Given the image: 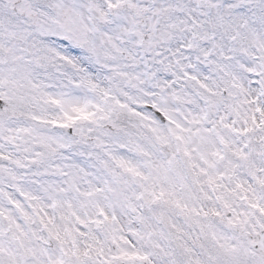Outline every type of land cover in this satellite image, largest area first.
I'll return each mask as SVG.
<instances>
[{"label": "snow or ice", "instance_id": "snow-or-ice-1", "mask_svg": "<svg viewBox=\"0 0 264 264\" xmlns=\"http://www.w3.org/2000/svg\"><path fill=\"white\" fill-rule=\"evenodd\" d=\"M0 264H264V0H0Z\"/></svg>", "mask_w": 264, "mask_h": 264}]
</instances>
